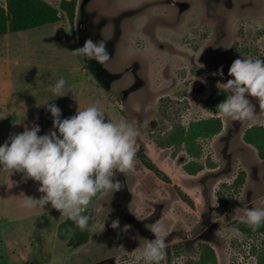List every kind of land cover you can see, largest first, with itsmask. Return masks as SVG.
I'll list each match as a JSON object with an SVG mask.
<instances>
[{
  "label": "rangeland",
  "instance_id": "rangeland-1",
  "mask_svg": "<svg viewBox=\"0 0 264 264\" xmlns=\"http://www.w3.org/2000/svg\"><path fill=\"white\" fill-rule=\"evenodd\" d=\"M44 1L60 6V0ZM76 1L73 25L64 18L0 37V144L25 126L38 124L40 135L52 129V115L43 105L47 102L61 109L62 119L98 103L109 118H124L138 130L136 155L143 147L193 197L196 208L181 201L174 187L135 155L133 169L116 171L121 188L86 206L92 216L89 241L73 248L58 237L67 216L50 202L24 206V195H43L39 182L3 170L0 264H145L134 250L145 238H154L150 228L156 220L169 226L165 238L171 241L158 264L196 261L200 243L213 249L218 264H264V234L244 236L231 227L244 220L248 207L264 208V159L244 138L249 128L264 127V110L250 97L257 115L241 122L217 116L204 104L214 91L223 93L217 81L231 78L234 59L264 60V0ZM88 38L107 42L109 61L101 65L72 52ZM221 65L223 77L213 75ZM60 77L66 84L64 96L57 97L49 86ZM210 118H220L222 129L199 138L198 152L186 145L158 149L177 129ZM194 164L202 170L193 175L181 171ZM240 178L244 183L235 188ZM114 219H119L116 229L111 227Z\"/></svg>",
  "mask_w": 264,
  "mask_h": 264
},
{
  "label": "clouds",
  "instance_id": "clouds-1",
  "mask_svg": "<svg viewBox=\"0 0 264 264\" xmlns=\"http://www.w3.org/2000/svg\"><path fill=\"white\" fill-rule=\"evenodd\" d=\"M106 44L103 38H88L72 52L103 65L111 57ZM213 75L223 77V66ZM228 75L231 78L226 81H217V87L226 94L216 105L215 114L235 121H252L257 114L250 97L257 98L259 108L264 110V60L238 57L231 63ZM65 84L60 77L49 86L50 91L57 97L64 96ZM43 105L52 115L53 128L40 135V126L34 124L10 134L0 144V171L20 172L24 180L39 182L37 190L43 195H24L26 208L44 207L50 202L61 216L69 217L84 229L90 219L85 208L92 198L98 193L119 190L122 184L115 179L116 171L125 173L134 168L138 130L124 118H109L98 103L79 107L74 115L63 119L55 103ZM244 221L254 229L259 227L264 223V208L248 207ZM111 227L118 228L119 219L112 220ZM169 230L159 220L152 223L150 231L154 238H145L147 242L134 250L136 259L158 264L171 244L165 238ZM186 237L193 238L191 233H186Z\"/></svg>",
  "mask_w": 264,
  "mask_h": 264
},
{
  "label": "trees",
  "instance_id": "trees-1",
  "mask_svg": "<svg viewBox=\"0 0 264 264\" xmlns=\"http://www.w3.org/2000/svg\"><path fill=\"white\" fill-rule=\"evenodd\" d=\"M76 0H60L59 8H56L44 0H0V37L9 33H20L31 29L40 28L43 26L57 24L66 18L71 25L74 24L76 18ZM96 77V76H95ZM226 93L217 94L214 91L205 101L204 104L210 109H216V105L225 99ZM222 129V121L220 118H210L205 121L192 123L189 128L177 129L164 140H162L158 149L168 146H175L177 149L186 145L188 148L193 147V150L198 152L196 146L199 138H210L218 134ZM247 143L255 146L259 156L264 159V127L255 126L249 128L244 136ZM139 162L151 171L160 181L165 184L172 185L178 198L189 205L192 209L196 208L195 201L185 190L179 185H176L170 175L165 172L156 162L146 153L143 147H140L137 155ZM202 166L194 164L182 168L185 174L193 175L202 170ZM244 183V179L240 178L234 184V187H240ZM104 193H98L92 199H97ZM220 200V212L224 213L223 201L224 194L222 191L218 193ZM85 214L90 216L87 227L84 232L79 231L75 222L69 217L60 224L58 229V237L61 240H68L73 248H77L89 241V227L92 224L91 214L85 210ZM233 229H236L244 236H258L264 234V223L255 229L249 226L244 220H237L231 224ZM182 244L176 245L175 248H180ZM201 249L200 259L188 260L186 264H218L217 257L213 249L206 243H200ZM20 264H27L26 262Z\"/></svg>",
  "mask_w": 264,
  "mask_h": 264
}]
</instances>
